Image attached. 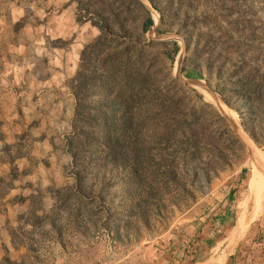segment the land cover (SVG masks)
<instances>
[{
	"label": "rangeland",
	"instance_id": "374dc122",
	"mask_svg": "<svg viewBox=\"0 0 264 264\" xmlns=\"http://www.w3.org/2000/svg\"><path fill=\"white\" fill-rule=\"evenodd\" d=\"M141 1L154 21L145 34L155 42L151 48L179 45L172 62L162 64L181 86L161 88L174 98L168 111L155 103V130L143 137L149 161L138 176L110 183L93 178L91 167L77 186L83 154L72 156L75 98L68 81L81 49L99 34L84 11L93 7L86 0H0V264H150L175 226L201 221L220 208L213 209L220 198L233 210L235 226L214 246L215 256L226 246L234 252L241 238L233 255L240 258L249 231L239 237L237 227L264 226V189L251 159V149L264 158V145L245 130L244 108L222 85L239 58L232 55L217 74L216 52L209 55L237 22L248 28L243 42L264 52V0ZM198 53L202 58L195 60ZM258 57L264 66V55ZM192 69L199 77L185 75ZM178 111L193 114L199 126L188 147L158 127ZM67 192L73 197L62 206ZM258 256L264 258L263 249Z\"/></svg>",
	"mask_w": 264,
	"mask_h": 264
},
{
	"label": "trees",
	"instance_id": "16d2710c",
	"mask_svg": "<svg viewBox=\"0 0 264 264\" xmlns=\"http://www.w3.org/2000/svg\"><path fill=\"white\" fill-rule=\"evenodd\" d=\"M86 4L93 7L90 10V6H86L84 11L99 34L81 49L77 70L68 81L75 98L70 138L77 151L72 152V156L83 154V165L75 173L77 186L88 177L91 167L93 178L109 179L110 183L118 177L131 180L138 176L139 166L144 167L149 161L147 153L142 151L146 146L143 137L155 130L152 125L155 103L166 105L168 111L174 98L168 93L162 94L161 88L167 92L172 85L175 88L181 86L177 79L164 73L162 64L167 60L172 62L179 45L172 41L170 49L151 48L155 42L146 40L145 34L154 21L141 0H86ZM153 5L158 9L154 2ZM163 19L162 13V23ZM238 23L237 29L226 33L227 38L209 55L216 52L217 74L218 69H224L230 62L232 55L239 58V63L228 71L222 85L227 96L235 97L244 108L245 130L256 143L264 145V74L261 73L264 66L258 62V55H264V52L250 46L251 40L243 42V34L248 28ZM201 58L202 54L198 53L195 60ZM185 75L199 77L195 69ZM155 113L160 115L161 112ZM218 118L222 123L224 118L219 114ZM165 119L166 124L158 127L161 133H169L177 143L188 147L197 139L199 126L193 114L178 111L172 118L165 116ZM223 129L229 130L225 125ZM125 141L127 146L123 151L121 145ZM145 169V174L152 177V171L148 167ZM71 197V192L62 195V206L68 205ZM220 208L221 211L230 210L226 203ZM221 215L207 217L193 236L184 235L185 225L175 226L155 247L150 264H165L172 252H177L181 259L191 255H194L193 259L199 258L213 242L224 236V227L233 223V213L216 223V217ZM115 227L118 228V224ZM263 233L264 228L258 227L252 244L263 247ZM188 238V246L180 253L179 243Z\"/></svg>",
	"mask_w": 264,
	"mask_h": 264
},
{
	"label": "crops",
	"instance_id": "0c3cea01",
	"mask_svg": "<svg viewBox=\"0 0 264 264\" xmlns=\"http://www.w3.org/2000/svg\"><path fill=\"white\" fill-rule=\"evenodd\" d=\"M224 203H225L224 201L222 202V198H220L219 202H217V204L213 206V209L219 205H220V207H223ZM212 211L213 210H210V212H208L205 216H203L201 218L202 220L198 221L197 223H195V222L186 223L185 229H184V231H185L184 235L193 236L194 233L198 230V227L207 219V217H211L212 215H216V214L218 215V213H220L222 215L220 217H216V220H217L216 223H220V221H222L224 218L228 219L229 216L233 213L230 210H222L221 211L218 209L214 212H212ZM232 225H233V223L229 226L224 227V229H225L224 230V236L221 239H218L217 241L213 242L210 245V247L206 251H204L202 253V255L199 256V258L193 259L194 255L193 256L191 255V257L181 259V258H178L177 252L176 253L172 252V256H170L169 260L165 264H264V258L262 259L261 257L258 256L259 253H261L262 249L264 250V243H263V247H259V246L252 244V242H251V239H252L253 235L255 234V232L257 231V228L260 226L264 227L262 225V222H260L259 224L257 223L255 225V228H253L250 225L249 230H247L248 228H246V227H244L243 229H241L240 227H237L236 231H237V234L239 237H241L246 231H249L248 234H246V236H245L247 238L245 239V244H243L244 249L243 250L239 249V250H241V252L239 254L240 258H237V257L230 258V257L235 254L237 247H239V244L243 241V240H241V238L238 240V244H236V247L234 248V252H233V250L228 251L227 246H226L224 249H221L223 251V252L221 251L222 255H216V256L214 255L215 251L213 252L212 249L214 248L215 245H218V244L221 247L222 244L220 245V243L225 240V238L228 236L230 231L235 226V225H233V226ZM218 231L220 232V229ZM188 241H189V238L188 239H182V241L179 243V246L181 247V248H179L180 253H182L184 251V249L188 246V244H187ZM177 242H178V240H177ZM253 254H254V256H253ZM222 258H224V259L222 260Z\"/></svg>",
	"mask_w": 264,
	"mask_h": 264
},
{
	"label": "bare ground",
	"instance_id": "6f19581e",
	"mask_svg": "<svg viewBox=\"0 0 264 264\" xmlns=\"http://www.w3.org/2000/svg\"><path fill=\"white\" fill-rule=\"evenodd\" d=\"M207 90H208V88H207ZM208 92H209V90H208ZM209 94H211L212 96H214L216 98V101L220 105L221 110L223 112H226V109L224 108L223 104L218 100L217 96H215L211 92H209ZM229 114H230V112H229ZM251 159H252V162L254 164V169L256 171V177L260 183V187H261V189H264V158L260 155V153L257 150L251 149Z\"/></svg>",
	"mask_w": 264,
	"mask_h": 264
},
{
	"label": "water",
	"instance_id": "95a60500",
	"mask_svg": "<svg viewBox=\"0 0 264 264\" xmlns=\"http://www.w3.org/2000/svg\"><path fill=\"white\" fill-rule=\"evenodd\" d=\"M177 77H178L179 79L183 80L184 82H187V83H189V84H191V85H194V84L196 83V80L185 79V78L181 77V75H180L179 73L177 74ZM208 90H209V89H208ZM209 91H210V90H209ZM229 120H230V122L233 124L234 128L238 131V133H240V130H239L237 124H236L231 118H230ZM240 134H241V133H240ZM240 136H241V135H240Z\"/></svg>",
	"mask_w": 264,
	"mask_h": 264
}]
</instances>
